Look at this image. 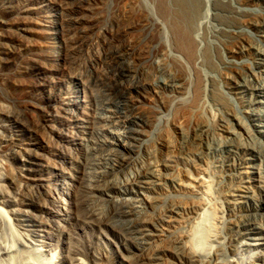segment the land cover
<instances>
[{"label": "rangeland", "instance_id": "obj_1", "mask_svg": "<svg viewBox=\"0 0 264 264\" xmlns=\"http://www.w3.org/2000/svg\"><path fill=\"white\" fill-rule=\"evenodd\" d=\"M207 1L209 29L198 33L200 65H195L170 46L171 26L158 18L157 0H0L4 72H12L19 40L18 26L11 23L16 16L24 20V4L35 16L36 48L45 50L37 57L45 67L35 76L40 80L10 74L0 79V264H264V1ZM66 16L73 18L70 28ZM249 18L254 25L243 23ZM79 20L97 26L76 33ZM79 38L86 47L76 48ZM127 43L136 60L127 55ZM206 50L211 69L202 64ZM49 52L52 58L44 56ZM171 56L184 63L186 81L169 73ZM97 68L103 76L113 72L121 89L132 85L140 107L156 117L133 118L129 99L124 94L111 99L107 90L96 93L89 116L73 115L74 102L88 90ZM198 71L205 73L202 99L187 121L177 122L175 103H193ZM40 82L52 83L54 96L65 102L57 106L46 150L36 132L38 110L47 106L36 86ZM154 90L171 101L166 108L153 99ZM53 107L47 106V113ZM199 122L211 127L202 147L193 140ZM160 135L177 152L165 149L157 155ZM105 141L111 145L103 152L98 143ZM120 141L129 152L117 145ZM43 151L47 160L40 163L37 155ZM126 159L131 164L122 168ZM138 175L143 180L137 181ZM105 176L115 189L103 182ZM61 183L72 185L68 195L56 188ZM202 202L214 209L217 227L207 246L192 253L184 235Z\"/></svg>", "mask_w": 264, "mask_h": 264}, {"label": "bare ground", "instance_id": "obj_2", "mask_svg": "<svg viewBox=\"0 0 264 264\" xmlns=\"http://www.w3.org/2000/svg\"><path fill=\"white\" fill-rule=\"evenodd\" d=\"M225 1V0H224ZM227 2H231V1H228L226 0ZM264 1V0H263ZM67 2V1H66ZM217 2V1H216ZM20 4H22V2H19ZM239 3V2H238ZM70 5L73 4V2L71 1V4L68 3ZM232 4V2H231ZM66 5V4H65ZM157 5H158V12L161 14L160 17L158 18H163L165 20H168L167 22H169L168 24L171 26V40H170V46L179 51V52H182L185 56H186V59L188 62H190L191 64H195V65H200L199 63V60H200V55H198L197 53V50H198V47L201 43H199L198 41V36H199V31L201 29H205L207 27V24L204 22V19L205 18H208L209 17V5H208V1L207 0H157ZM221 5V4H220ZM229 5V4H228ZM67 6V7H68ZM231 6V5H229ZM66 7V8H67ZM157 7V6H156ZM233 7V6H231ZM235 8V7H234ZM67 10H69L67 8ZM236 10V9H235ZM4 11V10H3ZM13 11V10H12ZM10 11V12H12ZM22 14H23V18L24 20H20L18 21V16L14 17V20L13 22L11 23L13 26L17 25L18 28H16L17 30H15V32H17V35H18V43H19V47H16V49L14 50L13 52V61H11V73L9 71L7 72H4V67H3V64L0 62V79H4L7 75H11L10 78H12V76L17 79V80H40L38 78H36L35 76L37 75L38 72L40 71H43L45 69L44 67V63L39 61L37 59L38 56H42V53L43 51H45L44 49H40V48H36V40L34 41V38H35V30H34V26H35V23L36 21L34 20V14L32 13L31 10H29L25 4L23 5L22 7ZM9 12V10L7 11ZM10 12L8 14H10ZM5 14V12H4ZM14 14V13H13ZM12 14V15H13ZM159 14V15H160ZM214 14V13H213ZM15 15V14H14ZM219 15V14H218ZM70 16V15H68ZM72 16V15H71ZM236 16V15H235ZM67 17V16H66ZM65 18V17H64ZM68 18V17H67ZM157 18V17H156ZM163 19H160V20H163ZM67 20V26L68 28L71 27V22L73 20L72 17H69ZM65 20V21H66ZM156 20V19H155ZM10 21V20H9ZM64 21V22H65ZM86 21V20H85ZM244 24H248V25H254L252 19H248V20H243ZM63 22V23H64ZM93 22V21H92ZM150 22V21H149ZM152 22V21H151ZM154 22V21H153ZM163 22V21H162ZM211 22V21H209ZM78 23V22H77ZM87 23V21H86ZM155 23H157L156 27L157 29H162L161 27L163 26L161 22L159 21H156ZM223 24V22H221ZM66 24V23H65ZM79 28L76 29V33H80L81 30H84V31H91L90 29L91 28H95V26H97V23H93L92 26L90 27H87V25L85 26L84 23L82 21L79 20ZM88 24V23H87ZM164 24V23H163ZM210 24V23H209ZM225 24V23H224ZM229 24V23H228ZM228 24H226L228 26ZM216 25V24H215ZM237 25V24H235ZM243 24L239 25L238 27L242 26ZM247 25V26H248ZM89 26V25H88ZM152 26V25H151ZM210 26V25H208ZM217 26V25H216ZM215 26V28H216ZM220 26V25H219ZM226 26V27H227ZM230 27H235V29L237 28L236 26H230ZM88 28V29H86ZM208 28V27H207ZM228 28V27H227ZM226 28V29H227ZM241 28V27H240ZM209 29V28H208ZM207 29V30H208ZM220 29V27H219ZM219 29H216L217 31ZM225 29V30H226ZM206 30V31H207ZM221 30H224V27L223 29ZM229 30V29H228ZM13 31V30H12ZM93 31V30H92ZM161 31V30H160ZM159 31V32H160ZM163 31V30H162ZM220 31V30H219ZM227 31V30H226ZM242 31V30H240ZM14 32V31H13ZM45 32V31H44ZM225 32V31H224ZM115 33V32H114ZM215 33V32H214ZM15 34V33H14ZM112 34V32H111ZM110 34V35H111ZM225 34L227 35L228 32ZM224 34V35H225ZM234 34V32H233ZM16 35V34H15ZM232 35V34H230ZM13 37V36H12ZM113 37H114V34H113ZM156 37V36H155ZM154 37V38H155ZM161 37H162V34H161ZM237 37V36H236ZM112 38V37H111ZM113 39V38H112ZM156 39V38H155ZM201 39V38H200ZM156 40H160V37H159V34H158V38ZM155 40V41H156ZM132 42V41H131ZM248 42V41H247ZM75 45H77L76 48L80 49L82 47H86L84 46V42L81 38L77 39L74 41ZM122 45V43H121ZM123 46V45H122ZM133 46V45H132ZM39 47V46H38ZM43 48V47H42ZM253 48V46H252ZM127 55L131 58H135L134 60H136V58H138L136 56V52H135V49L131 47L130 44L127 43V45H125L124 47ZM255 49V47H254ZM256 51V50H255ZM40 52V54H38ZM50 53L52 52H49L47 54H44L45 57H49L50 56ZM203 54V53H202ZM112 53H110L108 55V58L112 59L113 57L111 56ZM52 54H51V58H52ZM43 57V56H42ZM203 57V56H202ZM64 58L66 61H68L70 59V56L67 54L64 55ZM46 59V58H44ZM63 59V58H62ZM171 61L169 63L172 62L171 64V72L169 73H172L173 72V75L175 76V78H178L177 80H180L181 82H184L186 81V69H185V65L184 63L179 60L178 58H174L171 56V58H169ZM116 61V60H115ZM71 62V61H70ZM100 63V62H99ZM202 64H205V67L206 68H210V66H212V61H211V58H210V54L208 53V51L206 50V53L203 57V60H202ZM201 64V65H202ZM32 67H33V71H32ZM199 67V66H198ZM197 67V68H198ZM214 68V67H213ZM35 69V70H34ZM211 69V68H210ZM199 70V69H198ZM201 70V69H200ZM6 71V70H5ZM202 71V70H201ZM201 71H198L197 73V78L196 79V84L195 86L197 87L196 88V91H197V95L194 97V100H193V103L189 106L185 105V102H176L175 105L177 107L176 109V113H177V116H176V119H177V122H185L189 119L190 115H191V111L192 109L199 103V100L201 98V92H202V89L203 87V83L205 80L203 75H205V73H202ZM34 72V74H33ZM96 75L94 76V78L92 79L93 81L91 82L90 86L87 87L88 90L85 91L83 94H81L82 96L79 97L75 102H74V110H71L74 112L73 115H78V117H87L89 116V113L91 111V107L93 106V101L95 100L94 98L96 97V93H99V92H103L106 90L108 91V97L113 99V98H116L118 96H122V94H124L126 96L127 99H129V101L131 102V109H130V112H132V117L133 118H139V119H145V120H151V116L152 114L154 115V117H156L155 115V112H153V110H148V109H143V107H140V105L138 104V100L135 98L133 92H134V88L133 86H127V85H123V89L122 88V83H119V85L121 84V88L120 86L117 87V83H116V79L114 78L115 76L111 73L109 76H103L102 72L99 70V68L96 69ZM196 72V71H195ZM211 72V71H210ZM207 74V73H206ZM196 76V75H195ZM9 77L7 76V78L5 79H8ZM13 78V79H14ZM208 78V77H207ZM4 79V80H5ZM35 81V83L37 82ZM48 81V80H47ZM49 82V81H48ZM193 83V82H192ZM130 84V82L128 83ZM187 85V84H186ZM36 86H38V88L41 90V93H43V95H46V104L48 107H53V110L49 113H47V106L46 108H41L40 110H38V113H39V118H37V123H36V132L38 135H40L42 138L41 140V145L43 146L44 150L46 149H51V148H48L52 142L53 139L49 138L48 136H46L47 132H49L51 130V128L53 129V126H54V118H55V115L58 113V107L57 106H60V104H62V101H63V104L65 103L64 102V99L62 98H59L57 96H54V92H53V84L50 83L48 85H45V84H42L41 82L40 83H37ZM193 86V85H192ZM176 91L179 90V87H175L174 88ZM181 89V88H180ZM204 90V89H203ZM182 91V90H181ZM78 95V94H77ZM217 96V95H216ZM152 97L153 99H156L157 101H161V103L159 105H161L162 107L166 108L169 103L171 102L170 100L166 99L164 96H160V94H158V92L156 90H154L152 92ZM220 98V97H219ZM222 98V97H221ZM220 98L221 102L223 103L222 99ZM202 99V98H201ZM218 99V101H220ZM201 101V100H200ZM226 102V101H225ZM95 103V101H94ZM62 104V105H63ZM71 105V104H70ZM226 105V104H225ZM73 106V105H71ZM68 107V106H67ZM65 107V110L66 108ZM145 107V106H144ZM64 109V108H63ZM62 109V110H63ZM68 109V108H67ZM70 109V108H69ZM68 109V110H69ZM150 109V108H149ZM64 112V111H63ZM61 113V112H60ZM65 113V112H64ZM66 113H68V111H66ZM128 113V112H127ZM72 114V113H71ZM61 115V114H60ZM127 115V114H126ZM124 116L122 118L124 119H127L129 118L130 114L128 113L127 116ZM76 117V116H74ZM131 117V118H132ZM149 119H148V118ZM86 119V118H85ZM175 119V118H174ZM71 120V119H70ZM129 120V119H128ZM133 120V119H132ZM80 121V119H79ZM78 121V122H79ZM85 121V120H84ZM102 121L101 119H99L98 121H96L95 123L97 122H100ZM108 121V120H107ZM112 121V119L110 120ZM127 121V120H126ZM153 121V120H152ZM64 122V121H63ZM62 122V123H63ZM72 122V121H71ZM70 122V123H71ZM106 122V121H105ZM173 122H175L173 120ZM94 123V124H95ZM112 123V122H111ZM68 124V122H67ZM75 124V123H74ZM77 124V122H76ZM87 124V123H86ZM85 124V125H86ZM98 124V123H97ZM96 124V125H97ZM103 124V123H102ZM101 124V125H102ZM57 125V124H56ZM78 125V124H77ZM82 125V124H81ZM92 125V124H90ZM89 125V126H90ZM106 125V124H104ZM103 125V126H104ZM93 126V125H92ZM100 126V125H99ZM102 126V127H103ZM110 126V125H108ZM175 126V125H174ZM198 128H199V131L197 133H195V137L193 140H195V143H197L198 145H200L202 147V141H203V138L205 136H207V134L210 132V124L209 123H203V122H199L198 123ZM58 127V126H57ZM71 127V126H70ZM104 127H107L104 126ZM65 128V127H64ZM79 128V127H78ZM82 128V127H81ZM94 128V127H92ZM63 129V128H62ZM91 129V127H90ZM89 129V130H90ZM35 129H33L32 132H34ZM59 130V129H58ZM69 130V129H68ZM68 130L66 131L68 133ZM72 130V129H71ZM86 130V129H85ZM97 130V129H96ZM54 131V130H52ZM64 131V130H63ZM62 131V133H63ZM91 131V130H90ZM102 131V130H101ZM51 132V131H50ZM65 132V131H64ZM92 132V131H91ZM176 132V131H175ZM174 132V133H175ZM70 133V132H69ZM72 133V131H71ZM70 133V134H71ZM179 133V132H178ZM53 134V133H52ZM76 134V133H75ZM180 134V133H179ZM36 135V134H35ZM73 137H75L73 134H71ZM111 135V134H110ZM173 135V134H172ZM12 136V134L10 135V137ZM52 136V135H50ZM58 137H60L58 134H57ZM116 136V135H115ZM174 136H176V134H174ZM13 137V136H12ZM68 137H69V134H68ZM78 137V136H77ZM114 137V136H113ZM166 136L164 135H160L158 137V140H157V146H156V151H157V155L160 154V152L162 153L163 150L167 149V150H172V151H176L175 146L173 144L170 143V141L168 140V138H165ZM37 138V137H36ZM55 138V136H54ZM67 138V137H66ZM70 138V137H69ZM76 138V137H75ZM17 139V138H16ZM40 139V138H39ZM73 139V138H72ZM117 139V138H116ZM35 140V138H34ZM37 140V139H36ZM55 140V139H54ZM57 140V138H56ZM70 140V139H69ZM115 140V138H114ZM20 141V140H19ZM33 141V140H32ZM38 141V140H37ZM72 141V140H71ZM77 141V139H76ZM108 141V140H107ZM73 142V141H72ZM112 142V141H111ZM33 143V142H32ZM56 143V142H55ZM57 143H60V142H57ZM63 143V141H62ZM66 143V141H65ZM100 143V141H99ZM98 143V148H100V150L103 148V152H105L107 150V148L110 147L111 144H108L105 142L99 144ZM174 143V142H173ZM21 144V143H20ZM34 144V143H33ZM61 144V143H60ZM67 144V143H66ZM71 145H73L72 143H70ZM25 145V144H24ZM35 145V144H34ZM37 145V144H36ZM53 145V144H52ZM58 145V144H57ZM63 145V144H62ZM65 145V144H64ZM68 145V144H67ZM82 145V144H81ZM115 145V144H114ZM118 146H125L126 149H127V152H129V147L126 143H124V141H120L118 144ZM80 146V145H79ZM51 147V146H50ZM55 147V146H53ZM57 147V146H56ZM107 147V148H106ZM41 148V147H40ZM64 148H68V147H63ZM71 148V146H70ZM75 148V147H74ZM69 149V148H68ZM67 149V150H68ZM112 149V148H111ZM1 150V149H0ZM55 150V149H54ZM62 150V149H61ZM34 151V149H33ZM52 151V150H51ZM70 151V150H68ZM36 152V150H35ZM38 152V151H37ZM66 152V151H65ZM64 152V153H65ZM48 154V153H47ZM66 154V153H65ZM64 154V155H65ZM68 154V153H67ZM52 156V155H51ZM55 156V155H54ZM67 156V155H66ZM62 157V156H61ZM107 157V156H105ZM104 157V158H105ZM33 158V157H32ZM103 158V159H104ZM152 158V156H151ZM37 159L40 163H44L46 160H47V155L46 153L43 151V154H38L37 155ZM64 160V159H63ZM3 162L0 161V187L2 186V182L4 181V179L2 178V164ZM52 163V161H51ZM50 163V164H51ZM2 164V165H1ZM54 164V163H53ZM131 164V159H126L125 162L123 163L122 165V168H126L128 167L129 165ZM48 165V164H47ZM55 165V164H54ZM46 166V165H45ZM45 168V167H44ZM33 170V169H32ZM39 172V170H37ZM25 172V171H23ZM42 172V171H40ZM67 172V171H66ZM34 173V172H33ZM43 173V172H42ZM41 173V174H42ZM21 174V172H20ZM21 176H23L21 174ZM25 176V175H24ZM23 176V177H24ZM36 176V175H35ZM35 176H33L35 178ZM22 177V178H23ZM37 177V176H36ZM76 177V176H75ZM27 178V177H25ZM48 178V177H46ZM50 178V177H49ZM103 178V177H102ZM144 178V177H143ZM38 179V178H36ZM42 179V178H41ZM139 179L143 180L142 179V176L138 175L136 176V180L138 181ZM18 180V179H17ZM20 180V179H19ZM46 180H50V179H46ZM140 180V181H141ZM36 181V180H35ZM42 181V180H41ZM21 182V181H20ZM26 182V181H25ZM33 182V181H31ZM37 182V181H36ZM104 183H109L108 186L109 188L111 189H115L114 185H112V183H110L111 181L109 180V176H105V179L103 180ZM145 182V181H144ZM14 183V182H13ZM30 183V181L28 182ZM34 183V182H33ZM41 183V182H40ZM70 183V182H69ZM69 183H61L60 186H56V188L58 189L59 187H61V190H64V194L68 195V192L71 189V184ZM147 183V182H145ZM24 184V183H23ZM27 184V183H25ZM32 184V183H31ZM43 184V183H41ZM208 184V182H207ZM28 185V184H27ZM30 185V184H29ZM36 185V184H34ZM149 185V184H148ZM18 186V185H17ZM209 184L206 186V190H205V193H207V189H209ZM37 187V186H36ZM21 188V187H20ZM40 188V187H39ZM44 188V187H43ZM41 189V188H40ZM46 189H49V188H46ZM60 189V188H59ZM50 190V189H49ZM48 191V190H47ZM113 191V190H111ZM86 193V190L84 191ZM50 193H51V190H50ZM49 193V194H50ZM51 195V194H50ZM48 196V195H47ZM113 196V195H112ZM109 199L110 200H113V197H111V195L109 194ZM108 199V200H109ZM64 203V200L61 199L59 201L58 204H62ZM204 204V202H202ZM260 204L263 206L264 208V190L262 191V194H261V199H260ZM209 205V204H208ZM208 205L205 203L204 205H202V208L200 210V212L196 213L195 214V217L193 219V224L190 228V231L188 232V234L184 235L185 237V242H186V246L187 248L190 250V252L192 253H196L198 252L199 250H201L202 248H204L205 246H207L208 244V241H209V237L211 236L212 232L215 231L217 225H216V214H215V211L213 208H210L208 207ZM2 211V210H1ZM172 213L175 212V210H170ZM237 213V212H236ZM235 213V214H236ZM239 213V212H238ZM237 215V214H236ZM240 215V214H239ZM237 216V219L238 221L242 220L243 219V216ZM235 216V215H234ZM218 218V217H217ZM236 220V219H235ZM252 225H255L257 226V224H255L254 222L251 223ZM164 231V230H162ZM161 233V232H160ZM155 235H158V233H152L151 236H155ZM213 238V237H211ZM147 252V251H146ZM231 263H235L234 261H231Z\"/></svg>", "mask_w": 264, "mask_h": 264}]
</instances>
